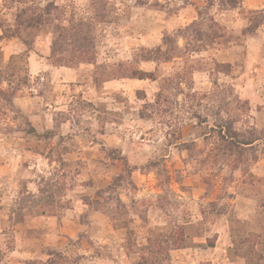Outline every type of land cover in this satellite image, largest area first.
Instances as JSON below:
<instances>
[{"label": "rangeland", "instance_id": "rangeland-1", "mask_svg": "<svg viewBox=\"0 0 264 264\" xmlns=\"http://www.w3.org/2000/svg\"><path fill=\"white\" fill-rule=\"evenodd\" d=\"M0 264H264V0H0Z\"/></svg>", "mask_w": 264, "mask_h": 264}, {"label": "trees", "instance_id": "trees-1", "mask_svg": "<svg viewBox=\"0 0 264 264\" xmlns=\"http://www.w3.org/2000/svg\"><path fill=\"white\" fill-rule=\"evenodd\" d=\"M176 247H179V246H177V245H174V247H173V248H174V249H176Z\"/></svg>", "mask_w": 264, "mask_h": 264}, {"label": "crops", "instance_id": "crops-1", "mask_svg": "<svg viewBox=\"0 0 264 264\" xmlns=\"http://www.w3.org/2000/svg\"><path fill=\"white\" fill-rule=\"evenodd\" d=\"M219 238H220V236H219Z\"/></svg>", "mask_w": 264, "mask_h": 264}]
</instances>
